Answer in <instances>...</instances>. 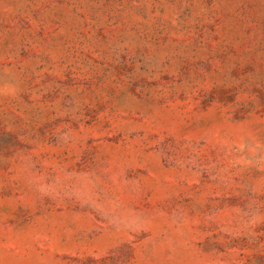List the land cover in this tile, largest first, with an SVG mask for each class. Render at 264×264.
Here are the masks:
<instances>
[{"label": "rangeland", "instance_id": "rangeland-1", "mask_svg": "<svg viewBox=\"0 0 264 264\" xmlns=\"http://www.w3.org/2000/svg\"><path fill=\"white\" fill-rule=\"evenodd\" d=\"M0 264H264V0H0Z\"/></svg>", "mask_w": 264, "mask_h": 264}]
</instances>
